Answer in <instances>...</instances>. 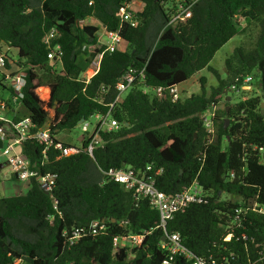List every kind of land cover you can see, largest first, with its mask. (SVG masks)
Wrapping results in <instances>:
<instances>
[{"label":"trees","instance_id":"1","mask_svg":"<svg viewBox=\"0 0 264 264\" xmlns=\"http://www.w3.org/2000/svg\"><path fill=\"white\" fill-rule=\"evenodd\" d=\"M123 1L0 0V52L6 47L12 61L7 51H16V66L25 71L20 104L35 128L50 122L56 135L82 117L105 112L116 95V82L129 67H144L149 87L179 84L203 68L212 71L217 85L207 93L200 77L201 93L171 102L134 84L113 108L121 127L100 132L102 143L91 155L85 134L69 155L54 145L43 155V146L34 139L22 141L18 150L29 158L31 169L54 174L55 184L45 193L31 177L24 194L0 197V264L13 258L25 264H160L164 232L157 210L102 172L123 164L162 167L155 185L166 194L179 193L193 181L202 187L205 201L190 203L165 226L167 232H178L195 256L208 264H264V96L232 104L224 92L247 74L258 75L264 86V0H198L189 17L171 25L166 23L176 0H135L142 7L141 22L120 28L124 48L104 52L98 72L84 82L81 72L104 48L96 41L95 23L118 29L116 13ZM238 16L245 22L241 29ZM53 27L60 35L50 45L59 43L63 52L59 69L54 68L57 60L47 58L43 41ZM239 32H254L251 46H237L225 58L223 78L209 62ZM41 85L49 87L47 102L36 93ZM0 87H6L4 81ZM211 106L214 135L208 140L201 113ZM0 125L8 129L5 121ZM93 220H103L106 229L85 234L69 247L63 229L86 227ZM143 231L149 233L125 262L128 253L113 247V237Z\"/></svg>","mask_w":264,"mask_h":264},{"label":"built area","instance_id":"2","mask_svg":"<svg viewBox=\"0 0 264 264\" xmlns=\"http://www.w3.org/2000/svg\"><path fill=\"white\" fill-rule=\"evenodd\" d=\"M198 0H176V7L171 12L169 20L166 25H171L179 20H185L191 15L192 6ZM142 10L140 4L135 0H124L118 7L116 16L119 20V28L116 30H109L105 26L99 25L96 31V41L104 45L102 51L93 55L91 61L84 71L81 72V78L84 82H88L94 76L100 66L104 52H113L117 49H123L125 46L124 39L121 36L120 28L127 24L131 27L137 26L141 21L138 13ZM60 32L56 27L51 28L45 35L43 41L48 47L47 58L50 63L57 60L61 68V56L63 54L59 43L51 46V40L59 36ZM105 41H102V38ZM7 62H10L4 52H0V81L11 82L12 101L19 103L23 96L22 88L25 83V71L16 66L14 71L6 67ZM54 68H56L54 66ZM57 69V68H56ZM252 75L247 74L242 77L241 81H236L230 85V91L249 90L251 88L250 82ZM134 84L142 85V92L155 96L157 98H164L171 102H176L181 97L177 88L178 84L166 86L158 85L156 87H149L145 84L144 67L138 69L136 67H129L118 79L115 84L116 95L112 102L108 104V109L105 112H95L90 114L87 118L82 117L78 124L88 139L86 150L91 155L93 149L102 143L100 132L113 131L121 127V122L113 116V108L124 97L125 93ZM106 92L104 87L101 88ZM40 90L37 89L39 95ZM6 103L0 100V107L4 108ZM215 106H211V111L206 113V110L201 113L202 124L206 132L208 140L214 135L213 116ZM94 121L91 122L90 120ZM0 121L8 123V129L0 125V154L4 157L5 164L8 170L15 174L19 180L28 182L31 177H35L40 188L47 191L49 194L55 184V175L46 172L38 174L37 171L31 169L29 158L21 153L16 147L26 139H34L38 144L43 146L42 154L44 155L46 149L52 145L60 149L64 155L76 152V148L68 145L62 146L59 141L54 143L55 135L50 132V122L45 126L35 128L34 123L29 115H25L16 122L0 116ZM35 129V130H34ZM14 136V137H10ZM106 180H114L119 182L125 190L131 191L136 200L145 198L150 206L157 210L159 215V226L163 228V236L161 237V247L164 250V258L160 264H176V261L183 260L185 264H208L204 257L195 256L182 243L181 236L178 232H167L165 230L166 222L171 219L178 211L183 210L190 203L204 202L206 194L202 187L193 181L188 186L184 187L179 193L170 195L158 189L155 185V178L162 172V167H156L154 164H147L144 168H133L129 165L123 164L118 168H109L102 171ZM106 229V224L103 220H93L86 227L72 226L63 229L62 236L66 240V244L71 245L78 242V240L87 235H97ZM149 231L142 233L127 234L123 236H115L112 239L114 248H122L128 253L125 262H128L134 257V247L142 242L145 235ZM164 238V239H162ZM264 255V247L262 249ZM10 264H25L21 258H13Z\"/></svg>","mask_w":264,"mask_h":264},{"label":"rangeland","instance_id":"3","mask_svg":"<svg viewBox=\"0 0 264 264\" xmlns=\"http://www.w3.org/2000/svg\"><path fill=\"white\" fill-rule=\"evenodd\" d=\"M237 20L239 22V28L241 29L243 26H245V22L243 19L240 18V16L237 17ZM248 32V31H246ZM242 33L239 32L235 36H233L231 39H229L221 48H219L211 61L209 62V66L216 69L221 77L226 76V69H225V58L232 53L235 47L237 46H243L244 48H250L252 38L254 36V32L252 33ZM106 39L103 37L102 41H105ZM3 52L6 51V47H3ZM10 56H13V58H16V51L13 48H10L9 51H7ZM54 66L59 69L60 66L58 63L55 62ZM252 75V74H251ZM200 77L205 78V84L204 88L207 93L211 91V86L217 85V80L215 75L212 73L211 70L208 68H203L200 71L194 73L189 79L179 83L177 85V88L179 90V95L181 98H185L187 96H190L191 94H199L202 92V87L199 81ZM10 84L11 82H6V87H0V95L1 97L6 100L10 99L12 97V93L10 91ZM251 88L249 90H238V91H229V95L231 96V103L234 104L238 102L243 97H248L251 95H259L264 96V86L261 85L260 78L258 75H255V73L252 75V80L250 82ZM217 108H222V101H220L217 104ZM50 111V115L52 116L53 112ZM211 111V107H209L206 110V113H209ZM91 122L94 120L91 119ZM82 130L80 128V125L77 124L75 127L71 129H63L59 131L56 134V138L60 143L70 145L74 148H79L81 146V140H82ZM225 146V143L223 142V147ZM2 154H0V161L3 160ZM4 172H6L4 170ZM9 177L6 180L0 181V197L4 196H11L16 195L20 191H24V183L14 177H12V173L9 172ZM25 187V186H24ZM222 197H227L226 195H222Z\"/></svg>","mask_w":264,"mask_h":264},{"label":"crops","instance_id":"4","mask_svg":"<svg viewBox=\"0 0 264 264\" xmlns=\"http://www.w3.org/2000/svg\"><path fill=\"white\" fill-rule=\"evenodd\" d=\"M97 23L98 22H96L95 24H97ZM16 61H17V58H13L12 61H10V67H9L10 70L14 71L16 69ZM19 68L23 69V67H19ZM6 82L7 81H4V84H6ZM37 89L40 90V92H39L40 98L43 101L47 102V100L49 98V87L45 86V85H41V86L36 88V92H37ZM41 89H43V90H41ZM0 97H1V95H0ZM11 99L12 98L6 99V101H8V102L6 103V106L4 108L0 107V116L4 117L6 119L12 120V118L15 117V116H19L21 118V117L27 115L26 114L27 113L26 109H24L21 106L20 102L16 103V102H13ZM16 148L19 149V146H17ZM0 164H1V168H3V170H2L3 179L2 180H6L9 177L8 174H9L10 171L8 170V168H7L6 164H5L4 158H3L2 161H0ZM4 170L6 172H4ZM12 175H13L12 177L18 179L15 176V174H12ZM2 180H0V181H2ZM20 181H22L24 183L25 187L22 186L24 188V191H20L19 190V193H17V194H24L26 192V190H27L28 182L23 181V180H20Z\"/></svg>","mask_w":264,"mask_h":264},{"label":"water","instance_id":"5","mask_svg":"<svg viewBox=\"0 0 264 264\" xmlns=\"http://www.w3.org/2000/svg\"><path fill=\"white\" fill-rule=\"evenodd\" d=\"M224 92H225V93H228L229 90H228V89H225ZM228 100H230V95H228ZM263 105H264V103L262 102V103H261V106H263ZM228 108H229V106H226V110H228ZM228 123H229V118H225L224 123H223V127L226 128L227 125H228ZM0 146H1V142H0ZM0 167H1V164H0ZM15 176H16V175H15ZM44 192H45V193H48L47 191H44ZM162 239H164V238H162Z\"/></svg>","mask_w":264,"mask_h":264},{"label":"bare ground","instance_id":"6","mask_svg":"<svg viewBox=\"0 0 264 264\" xmlns=\"http://www.w3.org/2000/svg\"><path fill=\"white\" fill-rule=\"evenodd\" d=\"M41 90H43V89H41Z\"/></svg>","mask_w":264,"mask_h":264}]
</instances>
